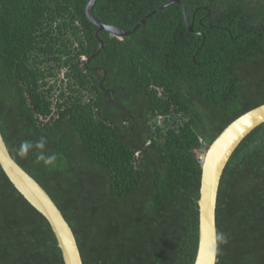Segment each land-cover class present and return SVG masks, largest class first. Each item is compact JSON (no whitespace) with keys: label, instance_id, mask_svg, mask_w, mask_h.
<instances>
[{"label":"trees","instance_id":"16d2710c","mask_svg":"<svg viewBox=\"0 0 264 264\" xmlns=\"http://www.w3.org/2000/svg\"><path fill=\"white\" fill-rule=\"evenodd\" d=\"M169 1L97 0L92 13L128 30ZM182 1L193 31L172 3L127 36L100 31L95 54L87 0H0V130L84 264H194L199 152L264 103V0ZM41 137L52 166L17 154ZM216 222L227 239L217 264H264V122L224 169ZM0 264H65L49 221L1 165Z\"/></svg>","mask_w":264,"mask_h":264},{"label":"water","instance_id":"95a60500","mask_svg":"<svg viewBox=\"0 0 264 264\" xmlns=\"http://www.w3.org/2000/svg\"><path fill=\"white\" fill-rule=\"evenodd\" d=\"M96 1L87 0L85 5L87 18L97 26L95 36L100 43V47L95 54L99 53L104 46V42L99 36L100 31H107L111 35L119 38L127 36L145 24L149 16L172 3H178L180 5L185 24L190 31H193V25L189 23L186 8L182 0H171L156 7L142 17L133 28L128 30L116 25L104 23L95 17L92 9ZM100 86H103V80L100 81ZM263 122L264 103L235 118L207 147L202 161L200 196L198 199L199 242L194 264H217L218 232L216 208L221 177L239 143L255 127ZM0 165L17 190L49 221L57 238L58 245L62 250L65 264H84L72 227L46 189L13 158L1 130Z\"/></svg>","mask_w":264,"mask_h":264},{"label":"clouds","instance_id":"9594fccd","mask_svg":"<svg viewBox=\"0 0 264 264\" xmlns=\"http://www.w3.org/2000/svg\"><path fill=\"white\" fill-rule=\"evenodd\" d=\"M46 144H47V140L44 137H41L35 143H33L32 141L25 140L21 142L20 147L17 150V154L21 158H27L29 153L35 150L37 163H43L45 167L52 166L55 163L56 156L55 154L52 155L46 154L45 151ZM218 239L222 243H227V239L222 233L219 234Z\"/></svg>","mask_w":264,"mask_h":264},{"label":"rangeland","instance_id":"374dc122","mask_svg":"<svg viewBox=\"0 0 264 264\" xmlns=\"http://www.w3.org/2000/svg\"><path fill=\"white\" fill-rule=\"evenodd\" d=\"M207 147H208V146L205 145V147L202 148L201 151L199 152V153H200V156L202 157V160H203V158H204V155H205V152H206V150H207Z\"/></svg>","mask_w":264,"mask_h":264},{"label":"flooded vegetation","instance_id":"af4514ba","mask_svg":"<svg viewBox=\"0 0 264 264\" xmlns=\"http://www.w3.org/2000/svg\"><path fill=\"white\" fill-rule=\"evenodd\" d=\"M105 75V74H104ZM104 80V79H103Z\"/></svg>","mask_w":264,"mask_h":264}]
</instances>
